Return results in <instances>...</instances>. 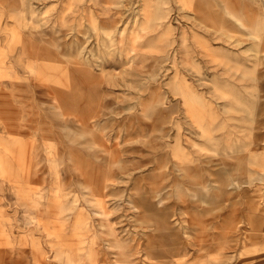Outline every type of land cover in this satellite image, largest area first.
<instances>
[{
    "label": "rangeland",
    "instance_id": "374dc122",
    "mask_svg": "<svg viewBox=\"0 0 264 264\" xmlns=\"http://www.w3.org/2000/svg\"><path fill=\"white\" fill-rule=\"evenodd\" d=\"M0 264H264V0H0Z\"/></svg>",
    "mask_w": 264,
    "mask_h": 264
}]
</instances>
